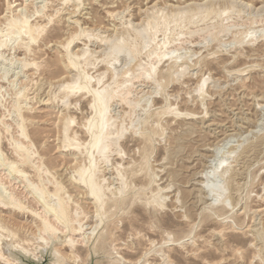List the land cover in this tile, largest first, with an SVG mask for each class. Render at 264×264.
Wrapping results in <instances>:
<instances>
[{
    "label": "rangeland",
    "instance_id": "rangeland-1",
    "mask_svg": "<svg viewBox=\"0 0 264 264\" xmlns=\"http://www.w3.org/2000/svg\"><path fill=\"white\" fill-rule=\"evenodd\" d=\"M227 1L0 0V41L11 33L0 48V195L14 193L27 208L0 205L2 237L10 230L34 244L47 238L30 211L43 214L39 197L49 205L61 197L68 216L75 217L73 226L83 229L67 237L72 248L55 246L60 257L52 264H89L92 258L93 264H264V0ZM185 3L196 6L178 26V19H170ZM20 18L39 26L35 41L17 37V31L12 33L17 27L10 30V20ZM167 19L171 23L164 26ZM117 35H124L120 46L130 47L131 56L118 55L110 66L106 62L114 58L110 45L118 42ZM82 50L92 55L73 58L82 59L73 60V69L67 52L72 57ZM143 63L153 69L152 79L130 78ZM81 74L92 90L108 86L115 95L129 89L126 101L114 97L107 106V124L114 122L109 128L119 135L112 136L117 149L107 155L108 164L97 161V183L107 189L108 198L100 211L106 215L97 218L86 189L74 182L76 169L89 165L85 128L94 117L93 99L86 93L66 97L68 89L59 87L76 76L81 80ZM69 117L71 137L65 141L63 123ZM14 140L31 152L36 165L17 158ZM216 146L223 162L218 172L228 171L218 181L225 188L224 202L203 192L201 200L198 193ZM7 164L14 165L13 171ZM33 184L36 195L28 187ZM117 189L124 192L120 204L115 203Z\"/></svg>",
    "mask_w": 264,
    "mask_h": 264
},
{
    "label": "bare ground",
    "instance_id": "bare-ground-1",
    "mask_svg": "<svg viewBox=\"0 0 264 264\" xmlns=\"http://www.w3.org/2000/svg\"><path fill=\"white\" fill-rule=\"evenodd\" d=\"M68 0H62V3L64 4L65 2H67ZM80 1V0H79ZM210 2L209 3H211V2H213L214 3V1L215 0H209ZM227 1V0H226ZM228 1H230V0H228ZM228 1L226 2V4L228 3ZM70 2V1H69ZM69 2L67 3V4H69ZM73 2V1H72ZM207 2H208V0H207ZM207 2H205V3H203L204 5L207 3ZM224 2V1H223ZM231 2V1H230ZM229 2V3H230ZM61 3V4H62ZM225 3V2H224ZM190 4V3H189ZM189 4H186L185 3V6H181L182 8H184V7H186L187 8V6L189 5ZM193 4V5H192ZM191 5L192 6H194V4H195V6H196V3H192ZM202 4V3H201ZM200 4V5H201ZM77 5V4H76ZM155 5V4H154ZM187 5V6H186ZM203 5V6H204ZM211 5H212V3H211ZM230 5V4H229ZM194 6V7H195ZM150 7V6H149ZM173 7V6H172ZM175 7H177V6H174V8ZM181 7H179V8H175V11H174V8H173V11H174V13L172 14V18L170 19V21L171 22H175L174 20H176V19H178L179 21H178V26H181L182 25V23H183V21L188 17L187 15H189V13L191 12H193L194 11V7H192L191 8V6L189 5V7L187 8V9H180ZM197 7H198V4H197ZM196 7V8H197ZM202 7V6H201ZM200 7V8H201ZM210 7V6H209ZM230 7H231V5H230ZM229 7V8H230ZM78 8V7H77ZM155 8V7H154ZM228 8V9H229ZM74 9V8H73ZM149 9V8H148ZM148 9H145V13H146V10H148ZM150 9H151V7H150ZM149 9V10H150ZM153 9V8H152ZM151 9V10H152ZM198 9V8H197ZM155 10V9H154ZM224 10V9H223ZM225 10H226V8H225ZM57 11V10H56ZM60 11V10H59ZM140 11H142V10H140ZM213 11V10H212ZM36 12V11H35ZM138 12H139V10H138ZM222 12H226V11H222ZM36 13H40V12H36ZM35 13V14H36ZM110 13V12H109ZM142 13H144V11L142 12ZM144 13V15H146ZM190 13V14H191ZM57 14V13H56ZM112 14V13H111ZM148 14V13H147ZM194 14V13H193ZM114 15V14H113ZM149 15V14H148ZM114 17V16H113ZM149 17V16H148ZM151 17V16H150ZM17 18H19V16L17 17ZM23 18V17H22ZM22 18H20V19H17V21H19V22H16V21H11L10 20V22H9V27H10V30L11 29H14L15 27H17L18 28V30H15L14 32H12V33H14L15 34V32L17 33V37H20L21 35H26V36H28V39H30L31 38V40H36V38L35 37H33V33H36V31L38 30V27L39 26H34V25H32V26H30L28 23V20H26L27 18H25V19H22ZM152 18V17H151ZM22 19V20H21ZM143 19V18H142ZM141 19V20H142ZM16 20V19H15ZM146 20H148L147 18H146ZM49 21H50V17H49ZM177 21V20H176ZM142 22V21H141ZM146 22V21H145ZM171 22H169L168 21V19L166 20V21H164L163 22V25L164 26H167L168 25V23H171ZM176 23V22H175ZM78 24V23H77ZM80 24V23H79ZM140 24V23H139ZM132 25V24H131ZM144 25V24H143ZM170 25V24H169ZM139 26H141L142 27V25L140 24V25H138V27ZM154 26V25H153ZM161 26V25H160ZM178 26H176V27H178ZM42 27V26H41ZM40 27V28H41ZM135 27V26H134ZM39 28V29H40ZM86 28V27H85ZM85 28H83V29H85ZM133 28V27H132ZM131 28V29H132ZM136 28H137V26H136ZM135 28V29H136ZM158 26L156 25V26H154V27H151V29L153 30V31H157L158 30ZM82 29V31L84 32V30ZM89 29V28H88ZM117 29V28H116ZM44 30V29H43ZM87 30V29H86ZM151 30V31H152ZM71 31V30H70ZM90 31V30H89ZM93 31V30H92ZM133 31V30H132ZM118 33L120 32V31H117ZM116 32V33H117ZM94 33V32H93ZM115 33V32H114ZM117 33V34H118ZM144 33V32H143ZM249 33V31H247V34ZM10 32H8L6 35L4 34V36H5V40L4 41H0V48L1 47H3L4 45L6 46L7 44L6 43H8L7 42V40H8V38H9V36H10ZM41 34V33H40ZM68 34H69V32H68ZM80 34V33H79ZM113 34V33H112ZM111 34V35H112ZM126 34V33H125ZM140 34V33H139ZM192 34V33H191ZM85 35V34H84ZM114 35H116V34H114ZM121 35V34H120ZM141 35H142V33H141ZM151 35H152V33H151ZM154 35H155V33H154ZM16 36V35H15ZM25 36V37H26ZM96 36V35H95ZM145 36V35H144ZM16 37V38H17ZM23 37V36H22ZM30 37V38H29ZM39 37V36H38ZM68 37H69V35H68ZM82 37V36H81ZM90 37V36H89ZM117 38H118V35L116 36ZM135 37H137V36H135ZM146 37V36H145ZM85 38V37H84ZM87 38V37H86ZM106 37H104L101 41H103L104 39H105ZM111 38V37H110ZM113 38H115V36H113ZM116 38V39H117ZM125 37H124V35L122 36V39H117L118 40V42L116 41V39H115V41H116V43H111V45H110V50H113V53L115 54L114 55V58H112L113 60H108V62H106V64L108 63L110 66L111 65H113L114 64V62L115 61H117L118 60V58H117V56L119 55L120 57H121V55L122 56H126L127 54H129L130 55V47H128V46H120V44L122 43V42H124L125 41V39H124ZM21 39V38H20ZM67 39V38H66ZM107 39V38H106ZM123 39H124V41H123ZM143 40H145L144 38H142ZM14 40H15V38H14ZM18 40V39H17ZM24 40V39H23ZM23 40H21L22 41V44H23ZM34 40V41H35ZM62 40V39H61ZM97 40H99V39H97ZM111 40L114 42V39H112L111 38ZM111 40H106V41H108L107 43H109ZM16 41V40H15ZM60 41V40H59ZM58 41V42H59ZM63 41V40H62ZM90 41V40H89ZM111 41V42H112ZM147 41V40H146ZM28 42H29V40H28ZM37 42V41H36ZM68 43L67 44H65L66 46H68V44L70 43L69 42V40L67 41ZM128 42H130V41H128ZM149 43H150V40L148 41ZM34 43V42H33ZM62 42H60V44H61ZM66 43V42H65ZM74 43V42H73ZM106 42H105V44H107ZM130 43H132V42H130ZM144 43L146 44V42L144 41ZM239 43H242V41L241 42H239ZM22 44H20V45H22ZM27 44V43H26ZM26 44H25V46H26ZM29 44V43H28ZM65 45H64V47H65ZM101 45H103V44H101ZM109 45V44H108ZM134 45V44H133ZM147 45V44H146ZM4 46V47H5ZM24 46V45H23ZM135 46V45H134ZM19 47V46H18ZM21 47V46H20ZM28 47V46H27ZM27 47H25V48H27ZM144 47V46H143ZM142 47V48H143ZM22 48V47H21ZM78 49V48H77ZM76 49V50H77ZM85 49V48H84ZM83 49V50H84ZM88 49V48H87ZM133 49V48H132ZM25 51H26V49H24ZM28 50H29V48H28ZM69 50V49H68ZM72 50V49H71ZM75 50V51H76ZM78 50H80V49H78ZM82 50V52L81 53H79L78 51L77 52H75V53H72V57H71V54L69 53V52H67V57L66 58H68V60H69V62H70V66L73 68V69H76L77 68V64L74 62V61H76V59L78 58V57H80V56H82V58H83V56L85 57L86 55H92V53L90 54V52L88 53L87 51L86 52H84ZM109 50V49H108ZM73 52H74V50H72ZM96 51V50H95ZM94 51V52H95ZM101 51V50H100ZM103 51V50H102ZM156 51V50H155ZM92 52V51H91ZM94 52H93V54H94ZM97 52V51H96ZM96 52H95V55H96ZM99 52V51H98ZM97 52V53H98ZM110 52V51H109ZM153 52V51H152ZM88 53V54H87ZM113 53L111 52V54L113 55ZM99 54H101V53H99ZM103 54V53H102ZM110 54V53H109ZM151 54V53H150ZM128 55V56H129ZM94 56V55H93ZM104 56V55H103ZM131 56V55H130ZM76 57V59L74 60L73 58H75ZM92 57V56H91ZM107 57H109V56H107ZM173 57V56H172ZM90 58V57H89ZM170 58V57H169ZM111 59V58H110ZM74 60V61H73ZM80 59H78L77 61H79ZM154 60H156V58H154L153 59V61ZM177 60H178V58H174L173 59V65H175L176 63H177ZM66 61V60H65ZM76 61V62H77ZM183 61H185V59L183 60ZM74 62V63H73ZM80 62H82V59L80 60ZM24 63V62H23ZM141 63V62H140ZM140 63H138V64H140ZM151 63V62H150ZM155 63V62H154ZM185 63V62H184ZM28 64V63H27ZM62 64V63H61ZM66 64V63H65ZM68 64V63H67ZM66 64V65H67ZM80 64V63H79ZM78 64V65H79ZM88 64H90L89 62H88ZM144 64V63H143ZM66 65H64V66H66ZM69 65V64H68ZM87 65V64H86ZM149 65V64H148ZM152 65V64H151ZM150 65V66H151ZM36 66V65H35ZM80 66V65H79ZM82 66V65H81ZM87 66H89V65H87ZM91 66V65H90ZM153 66V65H152ZM26 67V66H25ZM140 67H141V69H140ZM140 67H139V72L136 74V75H134V76H132V77H130V78H133V79H135V78H139V77H142L143 78V76H144V79H152V75H153V69L152 70H147V65H140ZM172 67V66H171ZM188 67V66H187ZM187 67H186V69H187ZM79 68V67H78ZM137 68H138V65H137ZM67 70V69H66ZM126 70H128V69H126ZM136 70V69H135ZM60 71V70H59ZM64 71V70H63ZM66 72V71H65ZM64 72V73H65ZM70 72V71H69ZM84 71H82V73H83ZM128 72V71H127ZM85 73V72H84ZM116 73V72H115ZM129 73V76H130V73H131V71H129L128 72ZM133 74H135V72L133 71L132 72ZM59 75V74H58ZM62 75V74H61ZM70 75V77L72 76V74H69ZM74 75H77V74H74ZM83 77L81 78V80H80V78H79V76H76L75 78H77V79H75V78H70L69 76H68V78H70L71 79V81L70 82H65L64 84H59L60 86V88H66V89H68L67 90V93L65 94V96L66 97H68V95H76V94H78V93H86V94H90L91 95V97H92V99H93V102H91L92 103V109H93V113H94V117L92 118V120L91 121H89L88 122V125H87V128H85V129H87V132H88V134H90L89 135V137H90V140H89V142H88V147H87V150H85V152H86V154H85V156L87 155V158H85L87 161H89V167L87 168L86 166V169H82V168H79L78 167V169H76L77 170V173H78V176H77V178H75L74 179V182L79 186V187H83V188H85L86 190H85V195L87 196V199H89V200H91L92 202H93V204H94V213H95V217L97 218V217H100V216H103V215H101L100 214V211L104 208V206H105V203L108 201V198H106V196H105V191H107V189L106 190H104V187L102 186V185H99L98 183H97V177H96V174H97V161H101V162H107V158H108V154H110L111 152V150L113 149V147L117 144L116 143V139H115V137L113 138L112 136L113 135H119V132H118V134H117V130H115L116 131V133L114 134V132H112L110 129H112L111 127L109 128V126L111 125V124H114V122H111V124H110V122H109V124H107L108 123V121H110L108 118H107V115H109V114H107V113H109V112H107V106H108V103L111 101V100H113V99H115L114 97H118L120 100H123V102L124 101H126L125 99H126V95L127 94H129V89L128 88H123L122 89V91H120V92H118V94H115V95H113V92H111L110 90H109V87L107 86V87H103L102 89H101V91L100 90H92V89H90L89 88V80L87 79V77H85V75H83V74H81ZM100 75H102V74H100ZM100 75H98V78L99 77H101ZM132 75V74H131ZM67 76V75H66ZM113 76H115V75H113ZM124 76H126V75H124ZM128 76V75H127ZM128 76V77H129ZM171 76V75H170ZM155 77V76H154ZM97 78V79H98ZM114 78V77H113ZM62 79H63V77L60 79L61 80V82H62ZM96 79V80H97ZM125 79V78H124ZM127 79V78H126ZM129 79V78H128ZM140 79V78H139ZM98 80H100V79H98ZM160 80H162V79H160ZM125 81V80H124ZM124 81H123V83H124ZM127 81V80H126ZM125 81V82H126ZM130 81V79L127 81V82H129ZM157 81V80H156ZM99 82V81H98ZM121 82V81H120ZM163 82V81H162ZM157 83V82H156ZM155 83V84H156ZM161 83V82H160ZM121 83H119V85H120ZM159 83H157V85H158ZM105 85V84H104ZM119 85H118V87H119ZM122 85V84H121ZM118 87H116L117 89H118ZM123 87H125V86H123ZM129 87V86H128ZM157 87H160V86H157ZM93 89H95V88H93ZM113 91V90H112ZM79 95V94H78ZM17 96V95H16ZM82 97V96H81ZM18 98V97H17ZM16 98V99H17ZM125 98V99H124ZM65 100V99H64ZM64 102V101H63ZM66 103V102H65ZM110 105V104H109ZM19 107V106H18ZM17 110V109H16ZM108 110H109V106H108ZM20 111V110H19ZM19 111H17V113L19 112ZM19 115H21V114H19ZM65 117V116H64ZM62 118H63V116H62ZM70 118V117H69ZM66 120L68 119L67 117L65 118ZM113 118H111V120H112ZM2 120V119H1ZM70 120H71V118H70ZM70 120H68V122L66 123V122H64L63 124H64V127H63V134L62 135H64V137H62V138H64V140L66 141V140H68L69 138H68V135H67V131L69 130V124L70 123H72V120L70 121ZM107 121V122H106ZM1 122V121H0ZM257 124V123H256ZM19 126V125H18ZM112 126H114V125H112ZM256 126H258V125H256ZM22 128V127H21ZM256 128V127H255ZM24 129V128H23ZM115 129V128H114ZM114 129H112L113 131H114ZM123 130V129H122ZM85 132H86V130H85ZM75 133V132H74ZM20 135H21V137H23L24 135H23V132H21V133H19ZM23 135V136H22ZM76 135V134H75ZM122 135V134H121ZM120 135V136H121ZM233 135V134H232ZM19 136V135H18ZM72 136H74V134L72 135ZM20 137V136H19ZM26 137V136H25ZM76 138V137H75ZM75 138H74V140H75ZM118 138H119V136H118ZM121 138V137H120ZM119 138V139H120ZM256 138V137H255ZM24 139V138H23ZM27 140V139H26ZM72 140V139H71ZM225 140V139H224ZM119 141V140H118ZM20 142V141H19ZM19 142H15V140H14V143H15V147H14V149H15V152H16V154H17V158L19 159V157H20V161H22L23 162V164L24 163H31V164H35V163H32V157H34L32 154H30L31 152L30 151H28V149H26V148H24V146L22 147V142H21V144L19 143ZM219 142H221L222 143V141H219ZM219 142H218V144H219ZM13 143V144H14ZM17 143H19V144H17ZM71 143V142H70ZM74 143L75 144H77L76 143V141H74ZM217 144V145H218ZM226 144V143H225ZM81 146V145H80ZM212 146H214V145H212ZM69 147V146H68ZM71 147H73V144H72V146ZM76 147V146H75ZM74 147V148H75ZM78 147V146H77ZM219 146H216L215 147V149H214V153L213 152H211V153H213L214 155L213 156H211L212 157V160H213V162L211 163V164H209L208 166H207V171H204L203 172V174H201L202 175V180L201 181H199V183H198V186H199V191H198V193L199 194H201V196L199 197V194H197L198 195V197L202 200L203 198H205V197H211V199L210 200H214L215 202H217V201H221V202H224L226 199L223 197V195H224V191H225V188L223 187V185H219V183H218V181L219 180H221V182H222V179H223V177H224V175L228 172L227 171V169H225V171L223 172V173H219L218 172V170H219V168L221 167V165H222V161H220V160H218V152L216 153V151H218V149L220 148H218ZM115 148V147H114ZM12 149H13V147H12ZM77 149V148H76ZM116 149H117V145H116ZM204 149V148H203ZM209 149H211V148H209ZM79 150V149H78ZM77 150V151H78ZM119 150V149H118ZM114 151V150H113ZM112 151V152H113ZM207 151H208V149H207ZM212 151V150H211ZM30 152V153H29ZM226 152H227V150H226ZM14 153V152H13ZM225 153V152H224ZM235 154V153H234ZM3 156V155H2ZM110 156V155H109ZM230 156V155H229ZM231 157V156H230ZM32 158V159H31ZM35 158V157H34ZM37 158V157H36ZM209 158V157H208ZM0 159H1V157H0ZM34 160V159H33ZM1 161V160H0ZM82 161V160H81ZM86 161V162H87ZM6 162V161H5ZM80 162V161H79ZM14 164V163H13ZM12 164V165H13ZM18 164V163H17ZM19 164H20V162H19ZM82 164V163H81ZM99 164V163H98ZM107 164H108V162H107ZM8 165V164H7ZM36 165V164H35ZM10 168H11V170L13 171V166H11V165H8ZM8 166H6V167H8ZM28 166H30V165H28ZM78 166H79V164H78ZM82 166V165H81ZM117 166V165H116ZM193 166V165H192ZM34 168H35V166H34ZM228 168V167H227ZM245 168V167H244ZM6 169H8V168H6ZM10 170V171H11ZM18 170V169H17ZM40 170V169H39ZM100 170V169H99ZM202 170V169H201ZM16 171V170H15ZM117 171H118V169H117ZM116 171V172H117ZM122 171V170H121ZM203 171V170H202ZM8 172V171H7ZM20 173H21V171H19ZM18 172V173H19ZM37 172V171H36ZM40 172L41 171H39V174H40ZM201 172V171H200ZM240 172V171H239ZM242 172V171H241ZM17 173V172H16ZM170 173V172H169ZM198 173H199V170H198ZM197 173V174H198ZM76 174V173H75ZM195 174V173H194ZM228 174V173H227ZM19 175V174H18ZM199 175V174H198ZM9 176H11V175H9ZM24 176L25 175H23V179L25 180V178H24ZM40 176V175H39ZM120 176V172L118 173V177ZM19 177H20V175H19ZM71 177H73V175H71ZM75 177H76V175H75ZM196 177V176H195ZM201 177V176H200ZM74 178V177H73ZM120 178V177H119ZM121 178L122 179H124L122 176H121ZM225 178V177H224ZM239 178V177H238ZM170 179V178H169ZM215 179V180H214ZM67 180V179H66ZM71 180V179H70ZM69 180V181H70ZM103 180V179H102ZM105 180V179H104ZM123 181V180H122ZM217 181V183L218 184H213V183H215ZM27 182V181H26ZM101 182H103V181H101ZM212 182V183H211ZM49 183H52V182H50L49 181ZM57 183V182H56ZM56 183L54 182L53 184H55L56 185ZM61 183V182H60ZM59 182H58V184H60ZM196 183V182H195ZM0 184H1V182H0ZM57 184V185H58ZM102 184V183H101ZM27 185V184H26ZM35 184H33V185H28V187H29V189H30V191H32L33 193H35V195H36V192H37V190H38V187H37V185H35ZM188 185V184H187ZM197 185V184H196ZM121 186H122V184H121ZM55 187H57V186H55ZM109 187V186H108ZM26 188V187H25ZM64 188V187H63ZM121 188V187H120ZM123 188H124V186H123ZM195 188V187H194ZM60 189H61V186H60ZM2 190V189H1ZM59 190V189H58ZM63 190V189H62ZM66 190V189H65ZM119 190V191H118ZM126 190V189H125ZM118 191V192H117ZM193 191V190H192ZM197 191V190H196ZM31 192V193H32ZM39 192V191H38ZM59 192H60V190H59ZM62 192V191H61ZM116 192H117V195H118V197H119V199H117V200H115V203L116 204H120L121 203V199H122V197L121 196H124L123 195V193H122V190L121 189H117L116 190ZM191 192V191H190ZM202 192L205 194V197H202ZM3 193V192H2ZM43 193V192H42ZM110 193H111V191H110ZM109 193V194H110ZM30 194V193H29ZM66 194V193H65ZM78 194V193H77ZM7 195V197L5 196V197H1V195H0V205L1 206H4V207H11V208H13V209H16V210H19V211H22V210H27V208L26 207H24L22 204H20V202L17 200V198L15 197V195H14V193H8V194H6ZM191 195V194H190ZM42 196V195H41ZM58 196V193L56 194V191L54 192V194H53V197H57ZM112 196V195H111ZM194 196H195V194H194ZM190 197V196H189ZM41 197H39V200H38V202L40 203V202H42V209H43V214H39V213H36V212H34L33 210H31L30 211V214L31 215H33L38 221H39V224H40V227H41V229L39 230L40 232H43L45 235H47V238H44L43 236H41V237H39L38 239L40 240L39 242H37V243H33L31 240H28L26 237H25V239H18L17 237H16V233H13V232H11L10 230L9 231H7L6 232V237H2L1 235H0V263L1 264H19L20 263V261H18V258H17V255H16V253L17 252H22V253H28V254H31L32 255V257H34V258H36V259H38L39 258V256H36L35 254H37V255H39L38 253H37V251H36V248L37 247H47V246H49V244L50 243H52V242H56V244L54 245V247L52 248V250H53V253H54V256H56L55 257V260H56V262H58V259H57V257L59 256L60 257V252H59V250H57L56 248H55V246L57 245V244H68L69 245V248H72L73 246H74V242L73 241H68L67 240V237L69 236V234H72V235H79L80 234V232L82 231V229H83V225L81 224H78L77 225V227H74L73 226V224H75V217H69L68 216V214H67V204H66V202H65V200L64 199H60L61 197H57V201H56V203L55 204H52V205H49V203H46V202H44L43 200H41L40 199ZM43 198V197H42ZM161 197H159V199H160ZM163 198V197H162ZM192 198L193 199H195V197H193L192 196ZM198 198V199H199ZM64 200V201H63ZM68 200H69V197H68ZM133 200V199H132ZM179 200V199H178ZM156 201V200H155ZM181 201H183V200H181ZM187 201V200H186ZM198 201V200H197ZM132 202V201H131ZM163 202V201H162ZM199 202H201V201H199ZM199 202H197V203H199ZM203 202V201H202ZM206 202V201H205ZM212 202V201H211ZM210 202V203H211ZM214 202V203H215ZM38 203V204H39ZM108 203V202H107ZM209 203V204H210ZM189 204V203H188ZM193 204V203H192ZM196 204V203H195ZM217 204V203H216ZM197 206V205H196ZM198 207V206H197ZM10 209V208H9ZM195 210V209H194ZM100 214V215H99ZM105 215H106V213H105ZM104 215V216H105ZM197 215V214H196ZM103 216V217H104ZM103 217H102V219H101V223H102V221H103ZM100 219L98 218V220L100 221ZM105 220V219H104ZM57 225H61L62 227H61V229H64L65 231L63 232L62 230H58L57 228ZM96 228H97V225H95V229H93V230H96ZM1 230V229H0ZM258 231V230H257ZM67 233V234H66ZM85 233L83 232L82 233V235H84ZM168 236H170V235H168ZM263 238V237H262ZM23 245H25L27 248H24V247H22ZM29 251H32V252H29ZM92 251H94V250H92ZM71 253H74V252H71ZM94 253V252H93ZM62 255H63V253H62ZM73 255H75V254H73ZM66 257V256H65ZM67 258V257H66ZM54 260V261H55ZM59 260H60V258H59ZM63 260V259H62ZM53 262V261H52ZM52 262L50 263V264H52Z\"/></svg>",
    "mask_w": 264,
    "mask_h": 264
},
{
    "label": "water",
    "instance_id": "water-1",
    "mask_svg": "<svg viewBox=\"0 0 264 264\" xmlns=\"http://www.w3.org/2000/svg\"><path fill=\"white\" fill-rule=\"evenodd\" d=\"M55 244L56 242H52L47 247H37L36 251L39 254L38 259L32 257V255L28 253L26 254L22 252H17L16 255L18 261H20L19 264H50L52 261L55 260L56 257L54 256L52 250ZM93 263H94V258L90 260L89 264H93Z\"/></svg>",
    "mask_w": 264,
    "mask_h": 264
}]
</instances>
